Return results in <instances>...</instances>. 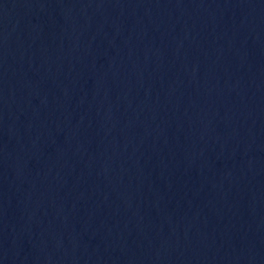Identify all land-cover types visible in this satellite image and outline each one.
I'll return each mask as SVG.
<instances>
[{
    "label": "water",
    "instance_id": "95a60500",
    "mask_svg": "<svg viewBox=\"0 0 264 264\" xmlns=\"http://www.w3.org/2000/svg\"><path fill=\"white\" fill-rule=\"evenodd\" d=\"M0 264H264V0H0Z\"/></svg>",
    "mask_w": 264,
    "mask_h": 264
}]
</instances>
